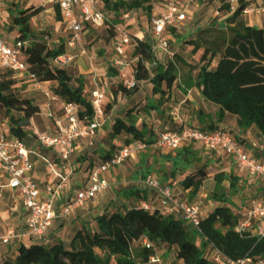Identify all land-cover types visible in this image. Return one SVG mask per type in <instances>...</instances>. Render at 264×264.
<instances>
[{
  "label": "trees",
  "instance_id": "1",
  "mask_svg": "<svg viewBox=\"0 0 264 264\" xmlns=\"http://www.w3.org/2000/svg\"><path fill=\"white\" fill-rule=\"evenodd\" d=\"M154 1L99 0L102 9L112 14L139 9L150 13ZM246 6L241 0L236 11L226 19L228 27L225 30L212 25L201 29L198 36L189 41L193 46L192 53L197 55L195 64L179 56L177 63L164 64L147 41L132 36L133 55L137 58L134 78L137 83L150 81L154 93L162 97L168 95L178 80L186 89L197 87L205 100L219 107L221 115L236 117L240 129L255 127L264 143V28L237 25ZM219 8L228 14L231 6L221 0ZM40 13L41 8L29 7L13 15L11 29H19L16 41L31 40L27 50L31 72L41 83H55L52 87L54 95L65 103L78 105V116L90 120L93 108L90 101L77 92L79 77L56 63L65 55V47L50 48L30 29V21ZM215 58L217 64L211 68L210 63ZM116 75V70L110 68V81L117 84L115 96L118 98L122 93L130 96L132 92L115 80ZM16 83L17 79L8 72L0 71V102L20 115L10 117V133L26 140L25 129L40 113V107L22 106L11 94ZM133 112L126 113L125 119L117 120L118 133L125 132L128 145L144 141V133L138 128V119ZM91 147L87 148V153L77 156L79 164L92 166ZM110 154V151L103 152L99 158L107 160ZM164 157L171 164V178L185 174L177 182L178 187L184 192L189 191V198L197 196L209 178V167L203 154L190 145ZM240 180L234 173L215 174L214 188L207 196L215 205L201 221L200 230L191 227L183 217L164 214L158 208L146 210L139 204H115L95 216L93 221L82 222L69 244L62 240L52 242L46 237L29 246L21 245L16 257L6 258L1 264H112L113 261L115 264H137V259L147 262L159 249L171 255V264H212L206 255L210 245L232 260H264V237L241 234L237 229L242 214L241 209H234L232 199L240 192ZM119 195L125 199L141 198L140 191L134 188L122 190ZM143 238L150 240L154 248L143 247ZM136 243H139L137 249L134 248Z\"/></svg>",
  "mask_w": 264,
  "mask_h": 264
},
{
  "label": "built area",
  "instance_id": "2",
  "mask_svg": "<svg viewBox=\"0 0 264 264\" xmlns=\"http://www.w3.org/2000/svg\"><path fill=\"white\" fill-rule=\"evenodd\" d=\"M191 1L194 0H167L165 12L161 18L153 22L151 34L155 43L152 49L159 61L164 64L166 63L161 56L164 59L168 57L170 63H176L177 51L172 50L170 46L172 38L169 30H179L186 23L188 12L185 3ZM222 1L230 4L231 13L236 11L241 2V0ZM51 2L59 8L68 29L73 32V37L68 42L70 47L81 40L84 26L106 30L113 28L115 32L121 33L114 41L111 64L118 72L117 79H121L119 82L128 90L134 89L138 84L134 78L135 66L125 60L126 48L134 49L131 43L132 36L128 32L124 33L121 26L113 24L110 13L99 6V0H51ZM244 3L247 6L242 15L264 16V2L260 6ZM3 8V2L0 1V12ZM121 13L124 19L129 17V13L124 11ZM225 25L228 26L226 23ZM30 46L29 40L11 42L0 35V70L8 72L14 79H27L40 85L41 82L31 72L27 63V50ZM72 61L73 57L63 55L56 60V63L68 66ZM121 95L126 96L125 93ZM45 96L48 99L46 115L51 118L54 130L44 134L34 131V135L41 148L54 153L55 160L40 156L36 149L26 143V140L10 133V130L0 131V167L3 176L0 178V193L18 194L27 213L24 234H16L11 230L1 238L4 244L25 236L37 240L48 237L56 222L68 218L78 209L87 208L88 204L102 197L117 180L114 170L122 167L126 161L135 159L136 155L148 146L146 141H139L135 145H122L109 159L92 165L88 181H84L82 186L74 189L72 160L82 152L80 140L86 139L88 146H93L99 130L105 124V93L100 89L92 92L89 101L93 115L90 120L81 119L78 116L79 106L72 103H65L59 115L53 113L51 111L53 94L46 92ZM173 115L176 120L181 121L179 108L174 109ZM190 145L201 147L206 154L234 160L236 167L252 179L257 191L250 196L247 206L242 207V217L237 229L241 234L264 237V151L259 155L251 153L228 129L211 130L185 123L175 131L162 132L153 144L165 154L175 153L179 148ZM38 157L45 164L52 180L45 190L40 188L34 178ZM145 185L156 193L157 207L152 202L144 201L139 203L141 208L146 210L158 208L164 214L181 216L197 230H200L201 221L208 216L215 205L211 201L208 207L190 203L187 196L178 188L177 182L164 184L157 178L148 176ZM62 196L66 198L64 203L61 202ZM142 246L148 249L154 248V244L147 238L142 239ZM206 255L212 264H264V260L253 258L232 260L223 257L212 245L208 247ZM148 262L164 264L157 253L151 255Z\"/></svg>",
  "mask_w": 264,
  "mask_h": 264
},
{
  "label": "rangeland",
  "instance_id": "3",
  "mask_svg": "<svg viewBox=\"0 0 264 264\" xmlns=\"http://www.w3.org/2000/svg\"><path fill=\"white\" fill-rule=\"evenodd\" d=\"M4 3V12L6 15L0 14V30H4L7 35L10 33V28L12 26L11 20L12 16L16 14L17 11L24 10L29 7H36L41 8V13L37 15L33 22L30 23V27H33L31 30L33 34H35L36 38H42L46 40L50 48H58L61 46H66V52L68 55L73 57V61L70 65L65 66L68 68V70L72 73L77 74L78 73V67L77 63L80 59L83 60V64L85 65V70H93L92 73H88L86 75H82L80 77L79 82L76 84V88L79 86L82 89L87 90L88 92H92L96 89H100L104 91L105 93V118L106 120L108 117H111V121L108 124V127L105 124L102 126V130L105 133H110V130H115L118 128L117 121H115V117L113 115L112 109L115 107L116 111L121 110L123 106H126L127 100L129 97H132L134 92L130 96H126V98L122 99V96L116 97L115 96V90L117 89V84H112L110 81L109 71L111 66V58L113 55V45L115 38L121 33L115 32L112 30H106V29H97L93 27H83V31L81 32V40L77 41L73 47H70L68 45V42L73 37V32L71 30H68L66 33V40H62L58 37L57 34H53L55 30V23L56 21H59V17L56 13V16L53 15V13L44 12L46 9L43 4L46 3L47 5H50L49 0H0ZM130 1V0H125ZM249 0H243V2L248 3ZM166 3L167 0H155L152 3V10L151 12H146L142 9L133 11L129 13V17L124 19V15L120 12L119 14H112L110 13L111 20L114 25L121 26L124 33L128 32L131 34V36H139L142 38V40L147 41L151 46H154V39L152 37V26L153 22L159 18H161V15L166 10ZM207 1L204 0H194L191 2H186V9H187V21L186 23L179 28V30H176L175 32H172L169 30L171 35L170 40V46L172 50L177 51V55L175 58L176 63L178 62L177 56L184 59L188 63L195 64V58L197 55H194L192 53L193 46L189 44V41L194 40L201 29H204L206 27L215 25L219 29L225 30L228 26L225 25L226 19L230 17L233 13L229 12L228 14L225 12L220 11V2L216 1L214 2L211 0L210 3L206 4ZM99 6L102 8V3L99 2ZM55 13V12H54ZM218 13V14H217ZM261 15V14H260ZM251 16H244L241 15L237 19V25L243 26L246 25L250 21ZM64 28H66L65 24H62ZM61 26V27H62ZM53 34V35H52ZM13 36L15 38L18 37V33H15ZM174 38V41H173ZM65 39V38H64ZM176 40V42H175ZM65 43V44H62ZM125 57L127 62L133 63V65H136L137 58L133 55V50L130 48H126L125 50ZM161 59L166 64H169L171 61L168 57L166 59L161 56ZM212 68V62L210 63ZM199 66L197 67V69ZM3 72L4 70H0ZM197 74V71L195 75ZM118 76V75H117ZM117 76L114 77L115 80L119 83L121 79H117ZM137 87V86H136ZM135 87V88H136ZM53 91L52 87H48L46 91ZM11 94H14L15 98L18 100V102L22 106H27L29 104L33 105H41L48 101V99L45 96V89L37 87L36 83L30 80H17L16 86L11 90ZM83 94V93H81ZM80 95V94H79ZM82 96V95H80ZM86 99L88 96H85ZM125 103H124V102ZM58 103L59 99L54 96L52 104ZM123 102V103H122ZM134 106V104H133ZM138 106H134L133 109H130L129 112H132L136 110ZM18 117L20 116L16 111H14L11 108L6 107L3 103L0 102V131H8L9 125H10V117ZM138 119V118H137ZM52 120L46 115V111L41 112L33 119V126L31 123V126L29 128H26V134L27 138L26 141L29 144L30 147L37 150L39 148V143L36 139V136L34 135V131L44 134L48 133L49 127H51ZM146 126V125H145ZM148 126V125H147ZM147 130H150L147 128ZM114 133H110L111 137H106L105 139L95 138L94 145L91 152H93V155L90 154V156L93 158L92 165L99 164L102 159L98 160L100 155L95 152V149L97 150L99 147L102 149L104 147L110 148V150L113 152L115 151V146L113 143L114 139ZM157 136L155 135V138ZM85 140V144L88 146V140ZM119 140L122 144L128 145L127 138L125 132H122V135L120 136ZM104 147H103V146ZM102 146V147H101ZM83 147V143H82ZM99 148V149H100ZM197 150L203 154L204 161L207 163L209 167H213L214 170H220L221 165H219L221 158H208V154L206 155V152L199 146L195 147ZM46 150V149H45ZM42 150V151H45ZM249 151V150H248ZM116 152V151H115ZM114 152V153H115ZM154 156L156 158L157 164L150 167V157ZM165 155L161 152H158L156 149H153L152 147H147L146 151H141L136 155L135 159L128 160L125 162V164L114 171V175L116 176L117 180L114 185L111 186V189L104 192L102 197H100L98 200L88 204V209L91 211L96 210V208H106L110 202L113 201L114 198L117 197L116 193L117 191H122L131 188L132 186H142L143 188L147 187L145 185V179L148 176H153L154 178H157L160 180V182L167 184H172L173 181L170 177V171L167 169V166L171 169V164L167 165L166 159L164 157ZM214 157V156H213ZM77 157H74L72 162H74L76 165L79 163L76 160ZM213 159V160H212ZM225 160V163L228 164L229 170L227 171L229 174L234 173L238 175L239 173H245L244 171L240 170L236 167L234 164V160L223 158ZM134 160H141V164L144 168L137 169L136 165L134 164ZM104 161V160H103ZM97 162V163H96ZM92 167V166H91ZM91 167L88 166V163L84 166H81V168L77 169L75 172V181H78L82 183L83 181H88L89 179V170ZM212 170L209 169V172ZM181 178L185 177V174L181 173L179 174ZM211 178V177H210ZM169 181V182H168ZM114 183V182H113ZM165 183V184H166ZM251 186H249L250 190H245L244 195L240 197V194H236L233 198H235V209L240 210L242 207H246L250 195L256 192L255 189H252ZM214 188V182L209 179L205 184L204 187L201 189V195H197L195 197L189 198L190 203L192 204H202L203 206L208 207L210 200H208L207 196L208 193ZM185 198V197H184ZM120 202H117L118 204H124L121 199H119ZM248 201V202H247ZM212 202V201H211ZM100 203V205H97L96 207L94 204ZM233 204V203H232ZM234 205V204H233ZM157 207V204L154 205ZM86 208V207H85ZM84 209H78L74 214L69 216L66 219H61L58 221V224L60 227H63L62 224L66 222L67 220H72L77 216V212ZM52 229V234H53ZM56 235H59L63 240H68L70 238V229H66V231H62L59 233H56ZM67 238V239H66ZM199 243V240H197ZM137 249L138 247H134ZM139 250V249H138ZM159 253V256L162 258L164 264H171V261L173 260L171 258V255L168 252H161V250H157ZM136 253V252H135ZM99 256H102L101 253H99ZM11 256L8 254V251L6 249H0V259L5 260L6 258H10ZM144 261L141 262L143 264ZM112 264H115L113 261Z\"/></svg>",
  "mask_w": 264,
  "mask_h": 264
},
{
  "label": "crops",
  "instance_id": "4",
  "mask_svg": "<svg viewBox=\"0 0 264 264\" xmlns=\"http://www.w3.org/2000/svg\"><path fill=\"white\" fill-rule=\"evenodd\" d=\"M49 1H50V5H47V1L45 4H43V6L46 8L44 10V12L53 13L54 16H56V13H57V15L59 17V21H56V23L54 24L56 27H55L53 34H57L60 39L66 40V37H67L66 33L69 30L67 27V24H66L65 20L63 19L60 10L58 11L59 8L57 6H55L51 2V0H49ZM204 1H207L206 4L211 2V0H204ZM213 1L214 2H216V1L220 2L221 0H213ZM263 2H264V0H249L248 1V3L254 4L257 6H260ZM3 5H4V3H3ZM20 11H17L16 14L19 13ZM0 14L6 15V13L4 12V8H3L2 12H0ZM16 14H14V15H16ZM33 19L30 21V23L33 22ZM11 23H12V20H11ZM62 24H65L66 28H64L62 26ZM246 25H252V26H255L257 28H264V16L263 15H253V16H251L250 21ZM32 28L33 27H30V29H32ZM15 33H19L18 28H14V29L10 28V33L8 35L4 30H0V35L2 37H4L5 39H7L8 41H11V42L16 40L15 36H13ZM29 41H31V40H29ZM62 44H65V43H62ZM64 47L66 50V46H64ZM65 55H68L67 52L65 53ZM216 64H217V59L215 58L212 60V68H215ZM77 67H78V73L80 75L79 79H80V77H82V75L92 73L94 70V69L85 70L84 69L85 65L83 64L82 59H80L78 61ZM110 68H113L112 64H111ZM117 75H118V72H117ZM82 79H83V77H82ZM54 84L55 83H53V82H44V83H41L40 85H37V84L36 85L39 88H44L45 93L50 92L51 94H53V97H54L55 95H54L53 91H49V90L46 91L48 87H50V86L53 87ZM130 91L134 92V94L132 97L128 98L126 106H123V108H121V110H119V111L115 110L116 105L112 109L113 115L115 117V121H117L118 119H125L126 113H128L130 109H133L134 106H138L136 108V110H134L132 115H134L138 118L137 126L144 133L143 139H144V141H148L149 143L152 142L148 146L152 147L153 149H156L153 146V144L155 143L158 136L162 132L175 131L183 123H185V124L194 125V126H201V127H204L206 129H211V130L217 129V128L228 129V130L232 131L233 134L236 135L238 140H240L241 143L244 144L245 148H247V150H249L251 153L259 155L261 153V151H264V143L262 142L263 139H262L259 131L255 127H251L247 130L240 129L237 125L236 117L231 116L229 114L221 115L219 112V107L217 105H215L214 103L205 100V98L201 94V91L197 87H193L191 89H186L181 84V82L178 80L175 82L173 88L168 93V95H166L165 97H162L160 94L154 93L153 85L150 81H143V82L138 83L137 87L130 90ZM77 92H78V94L82 95L81 97H83V98H85L86 95L88 96V98H91V94L93 91L88 92L87 90L82 89L79 86L77 88ZM81 93H83V94H81ZM121 96L122 95H120V97ZM53 97H52V101H53ZM123 98H126V96L122 97V99ZM52 101H51V111L53 113L59 115L61 113L60 110L63 107V105L65 104V102L63 100L59 99L58 103L53 102V104H52ZM46 103L39 105L40 113L47 110L46 109ZM133 104H134V106H133ZM176 108H179L181 121L176 120V118L173 115L174 109H176ZM33 119L31 120L32 126H33ZM111 120H112L111 117H108V119L105 121L106 122L105 125L107 127H108V124L110 123ZM50 125H51V127H49L48 133H51L54 130L52 124H50ZM147 128H149L150 130H147ZM118 132H119L118 128H116L115 130H112V129L110 130V133H114L113 134L114 135L113 136L114 137L113 143H114V145H116L115 146L116 152L120 149V147L122 145H125V144H122L121 141L119 140L120 136L122 135V132L121 133H118ZM110 133L109 134L105 133L101 128L98 132L97 138L105 139L106 137H111ZM155 135L157 136L156 138H155ZM126 138H128V136H126ZM80 143H81V146L83 143L82 152H81V154H83L87 151L88 147L85 144V140H80ZM136 143L137 142H133L130 145H135ZM99 148L97 149L98 155H101V153L106 152V151H110L111 152L110 155H113L115 152V151L112 152L110 150V148H108V147H104L102 149L101 148L99 149ZM42 150H45V149L41 148L40 146H39V148H37V151L39 152L40 156L49 158L51 160H55V155L52 151L47 150V149L45 151H42ZM156 150L158 152H161L158 149H156ZM143 151H146V149ZM162 154L166 155L165 153H162ZM213 156L214 155H209L208 158H218V159L221 158V157H217V156L213 157ZM100 159L101 158H98V160H100ZM86 161H88V160H86ZM140 161L141 160H139V161L134 160V164L136 165V168L138 170L141 168H144L143 165H140L141 164ZM166 163H167V165H170V162L166 161ZM219 163H220L219 165H221V166L223 165L220 170H214L213 167L211 168L208 166L209 169H211L212 171L209 172V178L206 180V182L209 179H211L215 183L214 176H215V174H217L219 172H225L226 174H229L227 172L229 170V167H228V164L225 163V160L223 158H221ZM156 164H157L156 158L154 156H151L150 162H149L150 167H152L153 165H156ZM81 166H83V165H81L79 163L76 165L73 162V165H72V170H73L72 185H73L74 189L82 186V184L84 182L83 181L82 183H80L79 180L78 181L74 180L75 179V177H74L75 172L77 169L81 168ZM167 169L171 170L168 166H167ZM67 170L69 171L70 169L68 168ZM238 176L241 179L240 184H239L240 197L242 195H244V191L246 189L250 190L249 186H251V185H252L251 188L255 189L257 191V188L253 185L252 179L246 173H243V172L239 173ZM2 177L3 176L1 173V167H0V178H2ZM34 178L42 190H45L47 188V186L52 183L51 177L49 176V174L46 170V166L41 161V159L39 157L37 158ZM183 178H181L178 174L175 179L171 178L170 181L178 182L179 180H182ZM115 182L112 183L111 186L114 185ZM165 183L166 182H164V184ZM131 188H134L136 191L137 190L140 191V193H141L140 199H138V198H128V199L122 198V196L119 195V193L121 191H119V192L117 191V193H116L117 197L114 198L113 201L108 204V206L111 207L115 204H118L117 202H120L119 199H121V201H123V203L127 204V205L139 204V203L144 202V201H149V202H152L154 205H156L157 196L153 190H151L148 187L143 188L142 186H139V185L138 186L134 185ZM182 192H183L182 193L183 195L189 197V191H186V192L182 191ZM255 193H253V194H255ZM199 195H201V191L198 194V196ZM65 201H66V198L64 196H62L61 202L64 203ZM232 203L234 204L233 206L235 209V203H236L235 198L232 199ZM97 205H100V203H97V204L95 203L94 206H92V207H96ZM118 205H122V204H118ZM107 207L103 208V209L102 208H96V210H93V211H91L87 207L84 210L78 211L77 216L75 218H73L72 220H67L66 222H64V224H62V226L64 225L63 227H60L61 224L59 225L58 222H56L54 227H53V231H55V232H53V234H52V230L50 231L49 236H48L49 240L52 242L55 240H62L66 244H69L71 239L73 238V236L80 229V224L82 222L93 221L95 216L103 213L107 209ZM26 217H27V213L23 209V206L21 204L20 197L18 194H16V193L12 194V193H8V192L0 193V249H6L8 251V254L12 257L17 256V248L18 247H20L21 245H24V246L32 245L37 240V239H33V238H29V237L25 236V237H20L17 239H12L9 244H4L2 242L1 238L4 237L11 230L15 231L16 234H24ZM66 229H70V238H68V240H63L59 235H56V233L66 231ZM134 247H139V243L134 244ZM161 252H163V250H161ZM157 254H159V253L157 252ZM2 261L3 260L0 259V264L2 263ZM141 262H142V260L137 259V264H141ZM143 264H150V263L147 261V262H144Z\"/></svg>",
  "mask_w": 264,
  "mask_h": 264
}]
</instances>
